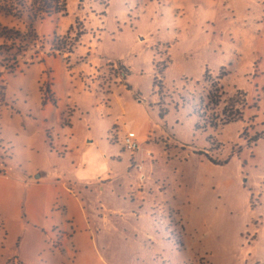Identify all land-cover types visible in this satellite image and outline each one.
Wrapping results in <instances>:
<instances>
[{
  "label": "rangeland",
  "instance_id": "rangeland-1",
  "mask_svg": "<svg viewBox=\"0 0 264 264\" xmlns=\"http://www.w3.org/2000/svg\"><path fill=\"white\" fill-rule=\"evenodd\" d=\"M65 5L64 15L34 28L0 15V25L40 36L29 39L13 75L55 56L39 76L44 88L52 84L55 101L77 104L83 84L92 94L76 105V127L61 131L64 123L40 119L33 88L5 92L13 75L0 68V102L12 109L0 113V163L21 164V175H54L24 192L15 187L16 211L25 203L33 225H21V213L8 236L0 229V263L18 264L19 245L21 255L33 256L55 243L69 247L67 264H99L100 257V264H264V0ZM56 46L63 52L55 54ZM128 130L145 134L139 144L149 155L139 173L121 147ZM67 133L78 143L91 134L96 148L66 153L59 142H68ZM71 160L88 163L77 171L82 181L109 172L110 183L102 179L103 191L91 182L63 187L59 176Z\"/></svg>",
  "mask_w": 264,
  "mask_h": 264
},
{
  "label": "crops",
  "instance_id": "crops-1",
  "mask_svg": "<svg viewBox=\"0 0 264 264\" xmlns=\"http://www.w3.org/2000/svg\"><path fill=\"white\" fill-rule=\"evenodd\" d=\"M2 15V14H0ZM51 20V18H50ZM36 32V31H35ZM53 34H55L54 32H52ZM38 38H40V36L38 35V33L36 32ZM79 42L81 41L78 40ZM78 44V42H77ZM68 54H73V51L71 53ZM53 58L56 59L58 57H50V58H46L44 61H40L37 63H28L26 64L25 68L23 69L24 71L21 73H17L15 75L13 74H8L7 72H5V74H8V76L13 75V77L9 78L6 80L5 82V92L8 91L9 89H15L17 91H19L20 89H22V87L24 86L26 89L29 90V88H33V96L35 99L38 100L37 106H38V113H40V119H42V121L46 120V121H51L53 123H55L56 125H61L62 123H64V125L61 126V131L62 129H65L67 127H71V128H75L76 127V120H78V118L75 117V111H77L76 109V105L80 106L81 101L86 100L89 95H92L90 90L86 89L84 84L83 87L82 85H80V87H76L78 88V94H77V98L78 100L76 101L77 104H75L73 101H70V104H62L58 101H55L54 99V93L51 94V91L54 90V88L50 87L52 86V84L50 83V81L48 82V86L47 88H44L42 86V80L39 78L40 74L44 73V66L42 65V62L48 63V61ZM62 58V57H61ZM59 58V59H61ZM62 60V59H61ZM62 63L64 64L65 68H69L68 63H66V61H62ZM46 66V65H45ZM75 68V67H74ZM17 69H19V66L17 67ZM16 69V70H17ZM15 70V71H16ZM48 70L47 68H45V71ZM75 74L81 72L80 70L76 69L74 70ZM20 72V71H19ZM50 70H49V72ZM90 75H87L84 77V73H82L83 77H81L82 75H79V77L81 78V80H83L84 78H91V81H96L95 76H91V73H87ZM0 81L3 80L2 74L0 73ZM35 75V76H34ZM91 76V77H89ZM30 77H33L34 80H31ZM16 78H19L20 80H18L15 83ZM87 78V79H88ZM12 82V83H11ZM92 85L94 87H98V83L93 84ZM43 89H46L45 91ZM48 93L46 95L47 98H45L44 94ZM73 102V103H72ZM118 103V105L120 104L121 100L117 99L116 101ZM115 104V103H114ZM111 106V104L109 105ZM130 106V105H129ZM116 107V106H115ZM12 110L11 106L5 102H0V113L2 114L3 111L5 110ZM12 114V113H9ZM10 118H12V116L10 115ZM54 126V125H53ZM65 126V128H64ZM55 128V127H54ZM53 128V129H54ZM131 131V130H128ZM127 131V132H128ZM133 132V131H132ZM69 133H67L68 136ZM125 134V133H124ZM123 134V135H124ZM136 135V134H135ZM65 137V135L63 136V138ZM82 138V142H75L73 135H70V138L68 140V142H64V139L62 141H60L59 143L61 144L60 147H62L64 149V151L66 153H70V154H77L79 155L81 153V155H86L91 149L96 148L95 144L93 143V140H89L88 138L86 139V137H91L90 135L87 134H83ZM145 134H141L140 136L136 135L138 144H139V140L140 138H144ZM0 143H4V139L1 138ZM55 148L52 147V142H51V146L49 145V147H47V150L49 151V153L51 154L50 149ZM1 150V147H0ZM9 153H12V150H8ZM14 151V149H13ZM8 153V152H7ZM148 152H146L147 154ZM146 154H143L142 149L140 148V144H139V151L131 154V159L136 160L138 163L143 162L144 158L146 157ZM130 159V164H132V161ZM78 162H74L73 160L67 162V171L66 173L62 174L60 177V179L62 180V185L63 187L67 186V183L70 181H74V183H78L80 185H85L87 182H91L93 185H95L99 188L101 186V191L104 190V187L101 185L102 184V179H105L104 182H106L107 184L110 183L111 178L109 177L110 173L107 172V174L103 175V178L97 176L98 172H94L89 178L91 179L90 181H86V180H81L82 176L80 174H78V169L79 170H84L86 165H88V163H82L81 168H79L80 163L77 164ZM130 166V165H129ZM22 166L21 164H19L18 166L12 165L10 163H0V225L1 228H5L6 231L4 230L5 234L8 236V233H11V229L15 228V224H17L16 222H12L11 220H14L16 217H18L21 213H23L22 215V224L25 225H33L32 224V219L30 218L29 215L26 213V204L24 203L23 207H22V211H16V194H15V187H20L21 192H24V188L25 186H27V189L30 188L29 185H31L33 183V180L36 184L41 183L42 180H40V177H50V181L54 180V175L53 172L51 173H47L46 170H44V172H40L39 176H35L36 174H33V176H27L25 174V172H22L23 174L21 175V172H16L18 169H20ZM43 171V169H42ZM33 173V172H32ZM57 175V174H56ZM65 178H68L67 180H65ZM39 179V180H38ZM28 180V181H27ZM115 212V211H114ZM100 217L101 218V223H106L108 222V217H106L105 215H96V217ZM76 220H77V215H75L74 213H71V210L68 211V217H67V221H68V225L70 226V228H74L76 227ZM100 222V221H99ZM18 225V224H17ZM77 230V229H76ZM25 231V230H22ZM18 233V232H17ZM100 238V235H99ZM19 245V242H18ZM76 247V244L74 245V249ZM1 250H6V248H3ZM0 250V258H4V254L1 252ZM69 247H67V245L64 244H55L52 243V249H48L47 252H45L44 254H42L41 251H35L34 255L32 256L33 252L31 254H23L21 255V248L20 245L18 246L17 254L16 257L20 258V262H17L18 264H67L68 262L65 260H63L64 255L66 254V252H68ZM73 250V248H72ZM74 251V250H73ZM11 257V256H10ZM3 260V259H2ZM7 262L9 263V261H12L11 263H14L15 260H9L6 259ZM102 258H98V263H102ZM71 264H79L76 262H71L69 261ZM1 264V263H0Z\"/></svg>",
  "mask_w": 264,
  "mask_h": 264
},
{
  "label": "trees",
  "instance_id": "trees-1",
  "mask_svg": "<svg viewBox=\"0 0 264 264\" xmlns=\"http://www.w3.org/2000/svg\"><path fill=\"white\" fill-rule=\"evenodd\" d=\"M65 0H0V14L15 18L27 26L34 28L35 23L42 21L55 15H64ZM0 39L11 41V46L0 45V68L7 70L8 74H13L18 67L17 58H19L25 51L24 48L29 46L31 41L39 42L40 38L26 35L21 31L8 29L0 25ZM31 39V41H29ZM56 36H53L51 42H55ZM76 43L78 40L75 41ZM19 44L17 46L16 44ZM31 44V43H30ZM23 45V47L21 46ZM66 49L67 53H71V47ZM55 54L63 52V48L56 46L53 48Z\"/></svg>",
  "mask_w": 264,
  "mask_h": 264
},
{
  "label": "built area",
  "instance_id": "built-area-1",
  "mask_svg": "<svg viewBox=\"0 0 264 264\" xmlns=\"http://www.w3.org/2000/svg\"><path fill=\"white\" fill-rule=\"evenodd\" d=\"M121 147L122 150L129 151L131 154L139 151V144L134 132L128 131L122 136ZM131 161L132 164H130L129 169L133 168L134 171L139 173L142 170L141 165L136 160L131 159Z\"/></svg>",
  "mask_w": 264,
  "mask_h": 264
}]
</instances>
